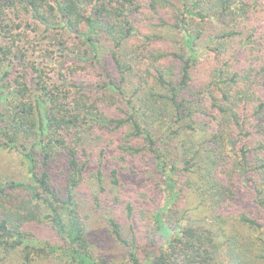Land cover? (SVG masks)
Instances as JSON below:
<instances>
[{"label":"trees","instance_id":"obj_1","mask_svg":"<svg viewBox=\"0 0 264 264\" xmlns=\"http://www.w3.org/2000/svg\"><path fill=\"white\" fill-rule=\"evenodd\" d=\"M11 22L44 42L39 58L9 44ZM0 39V150L25 165L22 180L0 173L1 262L264 264V0H0ZM103 50L117 93L93 100L81 88ZM93 125L126 127L121 150L159 174L155 201L126 205L127 236L119 168L108 195L99 173V193L79 200ZM95 216L122 254L94 253Z\"/></svg>","mask_w":264,"mask_h":264},{"label":"rangeland","instance_id":"obj_2","mask_svg":"<svg viewBox=\"0 0 264 264\" xmlns=\"http://www.w3.org/2000/svg\"><path fill=\"white\" fill-rule=\"evenodd\" d=\"M18 22H11L8 26L12 31V34L8 36L10 38L14 37L16 42L14 44H9L18 49L24 54H28L32 58H39L41 55V50L43 49L44 42L40 44H36L37 42L33 40L30 36H28V32L23 31L22 29H17ZM154 25V23H153ZM148 20L143 21L139 24V30L141 34H149L150 32L154 34V26ZM153 28H152V27ZM160 31V30H158ZM157 31V32H158ZM24 33V34H23ZM151 34V35H152ZM150 35V34H149ZM22 37V38H21ZM22 39V40H21ZM136 42L143 41V37H135ZM2 39H0V44H2ZM203 50H199L198 54L201 57ZM106 55V51L103 50V56ZM109 55V54H108ZM104 56V58H105ZM87 57H85L86 59ZM103 58V59H104ZM89 61V60H88ZM111 61L105 58L101 65H96V70L94 72L93 82L96 84L91 87V89L82 87V92H87L91 95V98L94 100L97 96H100L101 93L107 94H116L117 90L112 86H108L109 82L107 78L106 72L102 69V67L106 68L107 71H111L113 82H118V71L111 66ZM105 85L107 87L105 88ZM119 85V84H118ZM97 86V88H95ZM98 90V91H97ZM76 89L73 88L72 92ZM76 94V93H75ZM72 94V95H75ZM73 97V96H72ZM72 97H69L71 100ZM69 100V101H70ZM115 115V114H114ZM117 116V115H116ZM89 125H92L91 123ZM94 127V128H93ZM93 127L86 131L84 135H86V153H83L80 160L81 163L89 160V164L87 169L82 173V181L79 189V200L83 204L84 208L91 202L95 193H99L98 183H97V174L100 173L101 184L106 192H110L112 189V185L110 184V170L112 168H119L121 174V182H122V190L119 195V202L116 207V211L118 217L120 219V224L122 226L123 233L127 236L128 233V222L125 221L126 216V205L129 202L137 201L141 198L142 194L149 193L155 201L157 199L159 191L157 182L159 180V174L154 170V163L152 158L150 157H136L132 158L129 154L124 153L121 150V147L125 144V136L128 133V129L125 128H114V126H100L93 125ZM24 163L22 161V157L14 151L9 150H0V173L4 177H8L9 179L14 178L15 180H22L24 178ZM53 182L61 189H64L65 185V177L64 173L65 169L57 164H53ZM64 173V174H63ZM102 195V194H101ZM102 195V196H103ZM108 195V194H106ZM112 195V194H111ZM112 197L108 200L110 203L112 201ZM212 211H208L207 216ZM218 213V212H217ZM214 213V214H217ZM90 214V213H88ZM224 217V216H223ZM229 217V215H228ZM231 216L229 219L232 223ZM208 221H213V216L208 217ZM90 231L96 237L97 242L99 243L98 247L90 245L94 249V253L98 256L102 255H114V254H122V251L114 249L105 234V226L101 224V220L98 217H89L87 220ZM118 251V253H116ZM112 253V254H110ZM100 256V257H102ZM221 261L223 264H230L228 258L222 257ZM7 263L1 262L0 264ZM7 264H20L14 262H8ZM36 264H65L63 261L50 258L44 261H39Z\"/></svg>","mask_w":264,"mask_h":264}]
</instances>
